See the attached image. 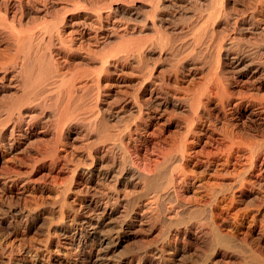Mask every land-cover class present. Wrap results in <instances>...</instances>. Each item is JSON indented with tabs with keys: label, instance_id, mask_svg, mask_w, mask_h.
<instances>
[{
	"label": "bare ground",
	"instance_id": "obj_1",
	"mask_svg": "<svg viewBox=\"0 0 264 264\" xmlns=\"http://www.w3.org/2000/svg\"><path fill=\"white\" fill-rule=\"evenodd\" d=\"M0 264H264V0H0Z\"/></svg>",
	"mask_w": 264,
	"mask_h": 264
}]
</instances>
